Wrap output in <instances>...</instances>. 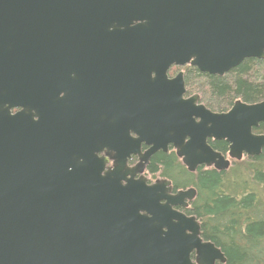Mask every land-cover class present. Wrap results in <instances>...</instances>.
Listing matches in <instances>:
<instances>
[{"label":"water","instance_id":"95a60500","mask_svg":"<svg viewBox=\"0 0 264 264\" xmlns=\"http://www.w3.org/2000/svg\"><path fill=\"white\" fill-rule=\"evenodd\" d=\"M246 58H264V0H0V264L225 263L176 209L195 189L143 173L168 145L189 172L261 154L264 101L212 112L167 76Z\"/></svg>","mask_w":264,"mask_h":264},{"label":"trees","instance_id":"16d2710c","mask_svg":"<svg viewBox=\"0 0 264 264\" xmlns=\"http://www.w3.org/2000/svg\"><path fill=\"white\" fill-rule=\"evenodd\" d=\"M186 79L189 91L199 93L212 112H227L237 100L264 101V58H246L221 77L190 68ZM253 132L264 133V123ZM208 143L223 155L228 152L224 140ZM243 160L224 171L198 167L189 172L174 151H157L147 170L169 180L174 190L195 189V198L183 212L200 223L203 240L221 250L223 264H264V147L259 156Z\"/></svg>","mask_w":264,"mask_h":264},{"label":"flooded vegetation","instance_id":"af4514ba","mask_svg":"<svg viewBox=\"0 0 264 264\" xmlns=\"http://www.w3.org/2000/svg\"><path fill=\"white\" fill-rule=\"evenodd\" d=\"M190 68H196V67H193V66H191L190 64H184V65H175V64H172L169 68H168V70H167V76H168V78H174V77H176L178 74H181L182 75V78H183V83H184V92H183V94H182V98L183 99H188V98H190V97H192V96H194V95H197L198 96V104H202L203 106H205L202 102H201V96H200V94L199 93H197V92H193V91H189V89H188V86H187V79H186V72L190 69ZM197 69V68H196ZM198 70V69H197ZM87 72V75H88V77H89V80L91 81V71H86ZM206 107V106H205ZM207 108V107H206ZM17 110H12V112L14 113V112H16ZM132 136L133 137H135V135L132 133ZM210 140H213V139H210ZM215 141V140H214ZM149 147L147 146V145H145L144 143H141V145H140V151L141 152H144L145 150H147ZM170 151H174V148L171 146V145H168V147H167V151L165 152V153H168V152H170ZM163 152V151H162ZM174 153H175V151H174ZM228 153V152H227ZM227 153L225 154L226 156H227ZM104 155V152H101V153H99V156H103ZM176 155V154H175ZM251 157L252 158V156H248V155H246V154H244L243 156H242V158L243 157ZM152 157V156H151ZM177 157V156H176ZM178 158V157H177ZM151 159V158H150ZM180 161H181V159L180 158H178ZM139 161V157H138V155H134V154H131L130 155V157L129 158H127V161H126V164L129 166V167H133V166H135L136 164H137V162ZM150 161V160H149ZM182 163V162H181ZM149 164V163H148ZM148 164L146 165V167H145V170H144V176L146 177V179H147V184H152V183H154V181H156L157 179H165V178H162V177H159V176H157V175H152V174H150L149 172H148V170H147V166H148ZM109 166H112V160H109V162L106 164V168L107 167H109ZM200 167H204V166H200ZM186 168V167H185ZM207 168V167H206ZM140 175L139 174H136L135 175V178H137V177H139ZM150 176H152V177H154V176H157L156 178H155V180L154 181H151L150 179ZM167 180V179H166ZM169 181V180H168ZM170 182V181H169ZM170 184H171V182H170ZM171 188H172V191H171V193H176L178 190H185V189H188V188H192V187H188V188H184V189H173V186H172V184H171ZM193 201V200H192ZM191 201V202H192ZM191 202H187L188 203V206L187 207H182V206H178V207H176V209L177 210H179V211H185V209H187L188 207H189V205H190V203Z\"/></svg>","mask_w":264,"mask_h":264},{"label":"rangeland","instance_id":"374dc122","mask_svg":"<svg viewBox=\"0 0 264 264\" xmlns=\"http://www.w3.org/2000/svg\"><path fill=\"white\" fill-rule=\"evenodd\" d=\"M226 156V155H225ZM228 156H226V158H227ZM246 157V156H245ZM244 159V157L243 158H241V160H239V161H235V160H230V163H233V162H242V161H244L243 160ZM157 176H154V177H152V176H150V180L151 181H154L155 180V178H156ZM157 179V178H156Z\"/></svg>","mask_w":264,"mask_h":264}]
</instances>
